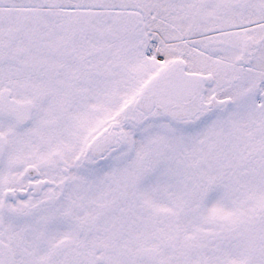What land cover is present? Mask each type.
<instances>
[{
    "label": "snow or ice",
    "instance_id": "snow-or-ice-1",
    "mask_svg": "<svg viewBox=\"0 0 264 264\" xmlns=\"http://www.w3.org/2000/svg\"><path fill=\"white\" fill-rule=\"evenodd\" d=\"M0 264H264V0H0Z\"/></svg>",
    "mask_w": 264,
    "mask_h": 264
}]
</instances>
